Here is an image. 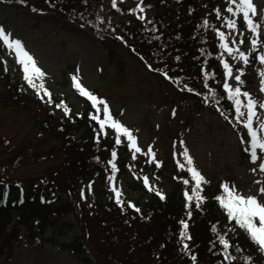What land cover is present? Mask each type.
<instances>
[{
    "label": "rangeland",
    "instance_id": "rangeland-1",
    "mask_svg": "<svg viewBox=\"0 0 264 264\" xmlns=\"http://www.w3.org/2000/svg\"><path fill=\"white\" fill-rule=\"evenodd\" d=\"M223 1L225 8L230 6L228 0ZM34 2L38 7L46 0H25L24 5L0 0V27L11 33L13 39H19L34 57L45 74L42 80L37 79L35 83H43L44 88L34 89L28 85L15 54L5 46L0 72L10 70V74L19 78L27 94L54 110L58 119L83 109L84 96L73 86V77L76 76L88 91L107 102L112 118L131 131L141 151L131 149L127 137L120 134V145L127 149L128 154L126 174H115L119 172L110 170L105 181L108 192L103 191V197L110 193L117 206L126 208L124 206L134 205L130 208L135 210L150 195L159 192L165 196L179 183L176 189L184 193L186 205L196 206L195 198L189 202L185 197V192L191 195L195 186L183 156L187 149L193 161L191 167L206 181L201 185L203 193L208 195L218 191L219 195L224 193L223 186L227 185L243 196L257 195L259 200L264 201V195L259 194V189L264 187V173L259 171V163L264 161L253 163L249 151H246L250 141L243 126L246 115L237 118L234 103L228 99V95L233 120L223 113L218 114L217 110L213 112L209 106H203L202 99L200 106L198 96L184 92L175 85L173 80L177 73L186 78L185 70H177L186 64V58L168 57V52L172 50L159 39L162 29L152 24L156 8L141 0H123L122 3L118 0L116 8H113L112 0H71L80 19L72 21L49 11L35 12L32 10ZM253 3L257 8L254 20L264 25V0H253ZM138 4L145 9L143 13L132 11ZM211 10L207 9V12ZM229 18L237 20L235 31L225 23ZM218 21L212 32L218 48L222 79L215 82L223 88L227 80L233 89L239 87L241 93L247 92L257 101L256 114L259 119H254V127L259 129V124L264 121V109L259 107L264 103V91H261L264 87V64L258 59L264 55V27L259 36L260 42L253 51L251 40L254 34L247 30L242 18L231 17L226 12ZM218 32L225 33V42L233 48V56L220 48L222 42ZM120 35L131 39L129 42L134 46L133 49L129 48L131 52ZM240 40L244 43H240ZM148 47L154 51L150 66L140 60L136 52V49L139 51ZM237 48L249 57L247 65L239 59V53L235 51ZM222 61L233 68V76L243 72V83L225 76ZM171 68L174 70L171 71ZM205 70L204 63L200 71ZM196 86L201 91L207 85L197 80ZM44 90L51 93V102L44 95ZM239 98L242 105L247 104L246 97L241 95ZM64 99L67 102L62 103ZM58 105H67L69 113L66 115L63 107ZM33 107H36L35 104L28 108L17 106L0 81V180L23 182L29 186L33 179H41L48 188L58 190L54 194L62 201L73 203L74 207H69L73 213L64 218L68 223L66 228L59 230L58 227L54 236L52 228L48 227L45 233L30 240L27 236L29 228L20 225L19 242L12 240L13 237H0V264H116L125 255L133 256V251L127 252L132 249L122 240L125 229L133 224L129 221L131 218L109 213L108 209L102 212V207L92 208L96 200L95 192L89 195L86 190L85 193L82 189L85 184L75 185L66 191L53 186L63 182L56 168L65 153L58 150L52 157L46 155L57 139L40 134L37 115L45 117L46 114ZM97 107L101 110L100 119H103V105ZM242 111L246 113V107H242ZM108 130L114 131L116 140V131L106 126L103 132ZM258 134L264 135V132ZM149 148L155 154V159L148 152ZM181 164L183 168L179 167ZM113 175L115 180L110 179ZM64 176L72 178L70 174ZM145 177L148 178L147 186ZM73 180H77V177L73 176ZM113 187L122 193L120 200L123 205L117 203ZM84 201H90V205L84 204ZM76 209L80 212L79 216ZM31 214L33 217L40 215L37 212ZM18 218V215H14L13 224ZM141 228L143 230V225ZM31 232H38L36 226ZM77 238L86 249L81 256L63 247Z\"/></svg>",
    "mask_w": 264,
    "mask_h": 264
},
{
    "label": "trees",
    "instance_id": "trees-1",
    "mask_svg": "<svg viewBox=\"0 0 264 264\" xmlns=\"http://www.w3.org/2000/svg\"><path fill=\"white\" fill-rule=\"evenodd\" d=\"M10 1L24 5L25 0ZM142 1L156 8L152 24L162 29L159 39L172 50L168 52V57L180 60L186 58V64L177 69L185 70L186 78L181 73H177L176 78L174 80L172 78L175 85L184 92L198 96V104L202 99L203 106H209L213 112L217 110L218 114L223 113L233 120V108L227 99V94L220 83L215 82L222 79V71L218 63V48L212 29L219 22L218 19L227 12L224 1ZM42 3L43 5L37 7L34 2L32 10L53 12L72 21L80 20L79 13L71 0H46ZM207 9L212 10L208 13ZM217 9L221 10L219 18ZM205 20L208 21L207 26L203 23ZM176 35L180 36L176 37ZM120 36L126 44H132L129 42L130 38ZM127 49L130 51L129 47ZM138 50L136 49L137 54H140L150 66L154 59V51L150 50V47ZM4 53L5 48L0 45V54ZM204 63L206 70L200 71ZM0 65H2L1 56ZM197 80L206 82L207 86H204L206 89L203 87L199 91V87L196 86ZM0 81L17 106L28 108L29 105L35 104L36 107L33 109L45 112V117L37 115L40 134L57 139V143L49 147L46 155L52 157L58 150L65 153L64 159L56 168L63 184L58 183L53 186L66 191L71 190L75 185L85 184L82 188L85 193L86 190L89 195L95 192L96 200L92 208L102 207V212L108 209L109 213L131 218L129 221L133 224H129L125 229L122 240L125 241L124 245L132 249H128L127 252L133 251V256L125 255L116 264H264V255L260 253L259 248L245 230L240 229L229 219L226 210L217 200V197L223 196L224 193L218 195L217 191L207 195L202 192L201 196L204 199L197 208L195 205H186L184 193L176 189L179 185L177 183L164 199L152 194L146 198V201L140 202L138 205L140 211L127 206H124L126 208L117 206L110 193L107 197H103L102 192L107 191L105 179L112 170L109 162L112 152L117 153L114 163L119 173H125L128 154L125 147L116 144L112 131L106 134L100 131L97 121L91 119L95 112L90 104L85 101L82 111L58 119L59 116L54 110L46 108L41 100L27 94L19 78L10 74V70L0 72ZM233 124L236 126L235 122ZM65 174H70L72 178H66ZM73 176H76L77 180L74 181ZM89 185H91L90 191ZM48 187L41 179H33L29 186L23 182L0 180V237H13L12 240L19 242L20 225L29 228L30 232H27V236L30 240L45 233L48 227L52 228L53 236L58 227L59 230L66 228L68 223L64 218L69 213H73L69 208L74 207L73 203L62 201L54 194L57 189ZM83 203L90 205V201ZM31 212L40 215L33 217ZM189 212L191 218L188 216ZM76 213L80 215L77 209ZM14 215H18L19 218L13 224ZM145 220L149 221L144 222ZM181 221L189 225L188 233L192 237L191 240H182ZM32 226H36L38 232H31ZM213 228L216 229L215 232ZM221 235L231 245L227 250L219 242ZM184 243L189 245L188 251L184 249ZM124 245L123 247L127 248ZM63 247L70 249L77 256L83 255L86 251L78 238ZM225 252L228 259L225 258ZM193 255L196 256L195 262L192 260Z\"/></svg>",
    "mask_w": 264,
    "mask_h": 264
},
{
    "label": "snow or ice",
    "instance_id": "snow-or-ice-1",
    "mask_svg": "<svg viewBox=\"0 0 264 264\" xmlns=\"http://www.w3.org/2000/svg\"><path fill=\"white\" fill-rule=\"evenodd\" d=\"M119 2H123V0H119ZM142 2V0H141ZM118 0H112L113 8L117 7ZM229 7L226 8V11L231 14V17H240L242 18L244 24L247 27V30L253 33V39L251 40L253 51L256 50L258 45L259 36L261 34V29L264 25H261L255 22L254 17L257 15V8L253 3V0H228ZM139 10L141 13L144 12V8L137 5L136 9L132 11ZM35 11V9H34ZM217 17H220L221 10L217 9ZM143 19V17H141ZM151 23V21H148ZM204 25H208V21L205 20ZM227 27L233 31L237 29V20L233 18H229L225 21ZM218 36L220 41V48H222L225 52L228 53L229 56H233V48L229 47V43L226 41V35L224 32H218ZM0 42H2L3 46H5L10 52L14 53L16 56V61L18 64L22 66L24 72V79L28 83V85L34 89H43V83L37 85L35 81L37 79L42 80L44 77L43 71L37 66V63L34 57L25 49L23 43L19 39H13L12 34L6 32L5 29L0 27ZM240 43H244L243 40L239 41ZM232 43H236V41H232ZM236 52L239 53V59L244 62L245 65L249 62V57L241 52L238 48L235 49ZM261 64H264V55L258 57ZM223 67L225 69V76L227 78H232L238 83H243L241 81V76L243 72L241 71L238 75L233 76V68L227 62H223ZM73 86L78 90L81 96L86 97L89 101H91L92 106L96 108L97 115L91 117V119L97 121L100 126V131L103 132L106 126L111 127L117 133L116 144L119 145L120 134H123L127 137L129 141V147L134 149L135 152H140V147L137 146L136 138L133 136L131 131L120 124L118 121H115L112 118L110 113L108 104L106 101L102 99H98L93 93L88 91L83 85L82 82L78 79V77H73ZM223 88L228 95V99L232 100L235 106V113L237 118L244 117L246 115L247 119L244 123V128L247 130V135L250 138L249 148L246 151H249L251 161L253 163H257L258 160L264 161V135H259V132H264V121H261L259 124V129L254 127V119H259L256 114V106L257 101L254 100L249 93L244 92L241 93V89L236 87L233 89L227 80L223 84ZM261 91H264V87L261 88ZM39 95V91L37 92ZM44 95L49 97V102H51V93L47 90H44ZM241 95L247 98V104L242 105V101L239 98ZM97 105H103V119H100L99 113L100 108ZM62 106L65 114L67 115L70 109L67 105H58ZM242 107H246V113L242 111ZM260 108L264 109V103L259 105ZM243 142V141H242ZM148 152L152 155L153 159H155V154L152 153L151 148H149ZM117 153L115 151L112 152L113 160H115ZM183 156L188 167V172L190 173L192 179L195 181V186L192 189V194L189 195L188 192H185L186 200L191 202L194 198L197 201L196 207L199 208L203 201V197L201 196L202 192V183H206L204 177L194 168L191 167L193 164L192 158L188 155L187 149L184 150ZM135 159V155L133 156ZM159 167V164H157ZM179 167L183 168L184 165H179ZM112 171L115 173L117 171L115 163H112ZM256 171V169H253ZM259 171L264 173V162L259 163ZM110 179L115 180V176L113 175ZM144 183L148 185V178H144ZM185 184L188 183L187 180L184 181ZM260 183V181H257ZM89 189H91V185H89ZM151 190V189H150ZM112 191L115 193L117 198V203H121L120 196L122 193L118 191L115 187H113ZM224 195L217 197L220 205L226 210L227 215L231 221L235 222L240 229H243L247 232L250 239L256 243L261 251H264V201L258 199L257 195H249L243 196L236 192L234 189H230L227 185L223 186ZM259 194L264 195V187L259 189ZM157 195L160 196L161 199H164V196L157 192ZM83 196V193H82ZM130 207H135L134 205H129ZM136 211H140L138 208ZM189 218H191V212L188 213ZM183 226V231L180 233L182 240H191L192 237L188 233L189 225L181 221ZM215 232L216 229L213 228ZM219 242L223 245V248L227 250L231 245L228 240L224 238L223 235L219 236ZM183 247L186 251L189 250V245L187 243L183 244ZM225 258L228 259L227 253L225 252ZM192 260L196 261V256H192Z\"/></svg>",
    "mask_w": 264,
    "mask_h": 264
}]
</instances>
